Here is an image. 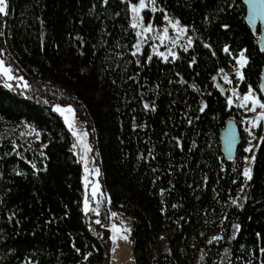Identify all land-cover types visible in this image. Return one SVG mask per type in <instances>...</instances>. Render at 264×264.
Segmentation results:
<instances>
[{
    "label": "trees",
    "instance_id": "16d2710c",
    "mask_svg": "<svg viewBox=\"0 0 264 264\" xmlns=\"http://www.w3.org/2000/svg\"><path fill=\"white\" fill-rule=\"evenodd\" d=\"M8 1L0 56L27 86L0 75V264H107L110 207L132 219L134 264H264V139L246 180L243 115L221 80L243 51L239 90L264 99L263 30L243 1L155 0L145 21L167 14L192 40L168 60L150 45L133 55L127 0ZM57 105L89 134L109 198L100 224L83 211V168ZM232 119L241 142L228 161L220 136ZM222 207L223 240L202 247Z\"/></svg>",
    "mask_w": 264,
    "mask_h": 264
},
{
    "label": "rangeland",
    "instance_id": "374dc122",
    "mask_svg": "<svg viewBox=\"0 0 264 264\" xmlns=\"http://www.w3.org/2000/svg\"><path fill=\"white\" fill-rule=\"evenodd\" d=\"M146 5H148V0H145ZM6 4H7V8H6V12L3 13V15H7L8 13V4L9 1L6 0ZM155 6H156V11L153 12L151 10L150 6H146L145 9H143L141 11V15L144 17V12L149 10L152 11L153 13H157L160 11V7L158 6V4L155 1ZM168 17L175 21L174 18L170 17L168 15ZM131 18H132V14H131ZM133 22V21H132ZM143 23L146 25L148 24L145 19L143 21ZM153 27L150 33L145 34L148 39H144V37H138L139 40H141L140 43V51L135 52L136 53H142L143 49L147 46L150 45V57L152 56H158L157 52H162L164 53V56H158L161 57L164 60H168L172 58V53H175V57H176V49L177 48H184V47H189V37L187 36L186 31L181 34L178 32L177 29L172 28L170 24H168V22L163 21V24L161 26H155L152 23ZM181 26H183L180 23ZM167 27L168 28V37L167 39H164L163 42L159 39V36H161L163 34V30L164 28ZM137 31H141V28H136ZM186 29V27H185ZM175 40V44L172 43V41ZM44 40L43 38L40 39V48L43 46ZM240 54L237 56V58H239ZM237 58L235 59V63L233 66L224 69L221 73V80H222V84L226 85L227 88L230 91V98L232 99V104H229L231 107H236L241 109L242 111V115H243V119L240 123L241 129L243 130V132H245V134H247L248 137V147H250L249 145V141H251V147H250V151L246 152V157H249V159L246 161L245 158L241 159V167H242V172L244 170L245 167H250L252 168V164L253 161L251 159V157L254 155H256L257 149L259 147V144L261 142V137L263 136L264 133V121H260L258 126L253 127L251 123H248L247 121H253L256 119L257 117V113H259L260 111H262L261 109L257 108L255 112L252 111H247L245 108L240 107V103H241V98L243 96L244 93L240 92L239 87L241 85V83L243 82V80L239 79V77L236 75V71L239 68V65L237 64ZM0 59L4 60L6 65L9 66L6 62V60L0 56ZM246 66V65H245ZM245 66L243 68H240L239 70L242 72L243 74V69L245 68ZM227 75L229 80L231 81L226 82L224 80V76ZM2 76V75H1ZM3 77V76H2ZM4 81L6 83H11L13 81L17 82L19 85H24L23 80H12V81H6V79L3 77ZM235 89V92L238 95H234L233 90ZM246 93V92H245ZM257 96V95H256ZM258 97V96H257ZM60 107H66V106H61ZM248 107H251V105L249 104ZM63 120L64 122V118L63 116L60 115L59 112L55 111ZM65 124V123H64ZM74 124H75V128L78 131V133H82V132H87L86 129L82 126L81 122L76 118V116L74 115ZM66 125V124H65ZM67 129L69 130L68 126L66 125ZM249 129L252 133L251 136H249L248 132L245 131V129ZM71 132V131H70ZM72 134V133H71ZM73 136V135H72ZM255 137V138H253ZM74 145H76V147L74 148L75 150V154L78 158L79 163L81 164L82 168H83V175H82V180H83V193H84V199H83V211H84V201L85 198L87 197L88 201H89V211L85 214H92L96 217L97 220L101 221L100 215H101V209H103L104 207H107L105 202H109V198L107 193H105L102 189L101 186V171L99 166L97 165L94 157H93V152H92V144H91V140L89 137V134L87 133V136L84 138L85 139V143L87 145L90 146L91 151L88 152L87 154L84 153L83 151V147L82 145L79 143V141L77 140V137H74ZM85 159L87 160V165H85ZM85 167L88 168V173H85ZM98 169L99 170V174H96L95 170ZM87 176V187L85 186V177ZM96 186L97 187V195L95 198H93L92 196V188ZM108 208V207H107ZM109 209V208H108ZM94 210H98L99 215H97V211ZM108 212V217H109V227H108V238H110L111 235H113V233L111 232V226L113 224H115L117 227L123 229V228H127L129 229L128 232H124L122 233V235H126L127 239H120L117 238V240L115 241V243L112 241V246L111 249L108 251V256H107V264H134L135 261V251H134V245H133V240H132V219L127 216L123 211L121 210H115V209H110L106 210ZM225 207H222L220 209V211L218 213H216L215 215H212L211 218L209 219L206 228L203 232V234L201 235V239H200V245L202 247H204L205 244L208 243H212L215 241H222L225 231L227 229L226 227V216H225ZM112 213H116V216H112ZM214 237H220V239H214ZM196 249V246H195ZM199 259V258H198Z\"/></svg>",
    "mask_w": 264,
    "mask_h": 264
},
{
    "label": "snow or ice",
    "instance_id": "6c2138e0",
    "mask_svg": "<svg viewBox=\"0 0 264 264\" xmlns=\"http://www.w3.org/2000/svg\"><path fill=\"white\" fill-rule=\"evenodd\" d=\"M248 2L252 5V8L254 10V15L264 19V0H248ZM128 3V8L129 11L132 14V28L136 29V28H141V31H137L136 32V36L137 37H144V39H148V37L145 35L147 33H150L152 30V23L149 22L148 24H144V17L141 15V11L143 9L146 8V6H150L151 10L153 12H155L156 6H155V0H148V5H146L145 0H139L138 3H132L131 0H127ZM6 8H7V4H6V0H0V14H3L6 12ZM163 11V10H161ZM163 19L164 21L168 22V24L171 25L172 28H175L178 30L179 33L183 34L186 29L184 26L180 25V22L178 20H171L167 14L163 15ZM222 27L224 28H228V25H222ZM168 37V28L165 27L163 30V34L161 36H159V39L163 42L164 39H167ZM140 43L141 40H137L136 44L133 45V47L136 49V52L140 51ZM173 44H175V40L172 41ZM189 45L192 44V40L191 38H189L188 40ZM205 47H210L209 45H205ZM187 50V49H185ZM223 51L225 53H228L229 55H231V53L229 52V48L226 45L223 49ZM262 51H264V49H262ZM136 52L133 53V55H136ZM158 56H164V53L162 52H157ZM172 58L175 59V53H172ZM149 59H151L149 57ZM237 64L239 65V68L236 71V75L239 77V79L243 80L244 76L242 74V72L239 70L240 68H243L246 64H247V58L244 56L243 51H241L239 58H237ZM222 71V70H221ZM0 75H2L6 81H12L14 79L16 80H23V77H16L13 75L12 73V69L10 66H7L5 61L0 59ZM224 80L226 82H231L228 78L227 75L224 76ZM6 87L11 88L12 84L10 83H6L5 84ZM27 84L25 82L24 87H26ZM261 92H264V87H262L260 89ZM234 95H238L235 92V89L233 90ZM228 104H232V99L230 98L228 100ZM251 105V107H248V105ZM242 108H245L247 111H252L255 112L257 108L261 109L262 111H260L259 113H257V117L255 120L253 121H247L248 123H251L253 127L258 126L260 121H264V99H261L259 97L256 96V94L254 93L253 89L251 88V86H249L248 91L246 93L243 94L242 98H241V103L239 105ZM148 105H145V108H147ZM55 111L59 112L61 116H63L64 118V123L68 126L69 131H71L72 135L74 137H77V140L79 141V143L82 145L83 147V151L85 154H87L88 152L91 151V148L89 145H87L85 143V137L87 136V132H82V133H78V131L75 128V124H74V115H75V110L73 109V107L71 105H68L66 107H60L59 105L55 106ZM202 110V109H201ZM245 131L248 132L249 136L252 135L251 131L249 129H245ZM39 133H36L37 138H39ZM255 138V137H253ZM261 139H264V137H261ZM249 145L251 147V141H249ZM76 145H73V148H75ZM250 147H246L244 149L245 152L250 151ZM249 159V157H245V160L247 161ZM252 160L255 159V156L253 155L251 157ZM85 165H87V160L85 159ZM96 174H99V170L96 169L95 170ZM85 173H88V168L85 167ZM243 175L245 177L246 180H250L251 177V168L250 167H245L243 170ZM85 186L87 187V176L85 177ZM97 187L94 186L92 188V196L93 198L96 197L97 195ZM242 190V189H241ZM233 204L236 203L235 200L232 201ZM84 211L85 213H87L89 211V201L87 199V197L85 198L84 201ZM97 211V215H99L98 210H94ZM112 216H116V213H112ZM95 223L100 224L101 221L100 220H96ZM234 227L238 228V225H234ZM129 229L127 228H119L117 227L115 224H113L111 226V232L113 233V235L110 236V238L112 239V241L115 243V241L117 240V238L120 239H127L126 235H122V233L124 232H128ZM214 239H220V237H214ZM77 251H79V249H77ZM227 251V250H226ZM87 259V256L85 257Z\"/></svg>",
    "mask_w": 264,
    "mask_h": 264
},
{
    "label": "water",
    "instance_id": "95a60500",
    "mask_svg": "<svg viewBox=\"0 0 264 264\" xmlns=\"http://www.w3.org/2000/svg\"><path fill=\"white\" fill-rule=\"evenodd\" d=\"M242 1L244 7L246 8V21L248 25L252 29H256L258 26L262 27L263 33L260 44L262 49H264V19L254 15V10L248 0ZM262 85L264 87V71L262 76ZM223 92H225V90H223ZM220 141L221 150L225 159L228 161H234L237 158V153L241 142V129L236 120L232 119L226 123L225 128L221 132Z\"/></svg>",
    "mask_w": 264,
    "mask_h": 264
}]
</instances>
